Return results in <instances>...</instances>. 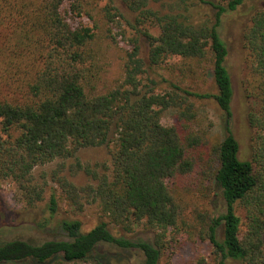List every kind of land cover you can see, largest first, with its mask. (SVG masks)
I'll list each match as a JSON object with an SVG mask.
<instances>
[{
    "label": "trees",
    "instance_id": "1",
    "mask_svg": "<svg viewBox=\"0 0 264 264\" xmlns=\"http://www.w3.org/2000/svg\"><path fill=\"white\" fill-rule=\"evenodd\" d=\"M151 1L161 0H124L138 14L137 26L144 27L149 65L180 58L185 73H196L195 65L205 64L216 94L168 81L171 90L144 92L147 70L138 40L131 41L123 82L105 89L110 26L122 16L110 0L105 5L101 0H0V183H12L18 200L33 208L44 201L48 185L36 181L37 167L75 158L84 148L110 146L109 165L92 168L77 161L71 166L95 184L77 186L61 176L63 164L51 175L76 212L96 205L108 222L84 232L79 220H63L54 228L47 221L40 225L46 239L0 240V264H102V246L135 251L142 264H160L167 238L184 234L209 242L221 264L228 259L264 264V6L243 33L252 154L242 161L231 129L235 89L220 28L224 14L247 0H197L216 10L211 25L190 22L183 13L186 0H177L166 14L152 10ZM67 2L72 16L89 19L93 27L73 28L62 13ZM146 26L159 27L160 34ZM193 97L217 102L225 116L223 140L206 145L195 130ZM169 110L176 114L171 126L162 123ZM193 176L205 208L184 196L190 189L181 183ZM216 188L225 206L217 217L207 207ZM238 210L244 212V225ZM50 211L51 216L57 211L54 195ZM110 224L127 233L144 225L155 239L117 237Z\"/></svg>",
    "mask_w": 264,
    "mask_h": 264
},
{
    "label": "rangeland",
    "instance_id": "2",
    "mask_svg": "<svg viewBox=\"0 0 264 264\" xmlns=\"http://www.w3.org/2000/svg\"><path fill=\"white\" fill-rule=\"evenodd\" d=\"M109 0H101V5H105ZM121 13V17L114 25L110 26L113 38H108L107 43V65L104 75V88L110 89L117 87L123 82L125 76L124 64L127 59V53L132 49L131 41L138 40L140 47V57L146 63V73L142 76L144 88H153L154 92H164L171 90L168 82L177 84L190 91L200 94H216L211 69L207 65H195L196 73L184 72L182 70V62L180 58H170L164 65L151 67L149 65V43L142 34L144 27L137 26L136 13L132 12L124 3V0H110ZM177 0H161L159 2L151 1L150 8L154 11L166 14L169 7L176 3ZM180 1V0H178ZM223 2L222 0H217ZM228 1V0H227ZM184 15L190 22L196 25H211L215 22L216 10L207 4L199 3L197 0H186ZM264 4L260 1L247 0L245 4L240 6L234 12H228L222 17V26L220 32L223 40L227 44L229 55L227 58V67L232 76L235 89V97L232 104L233 118L231 121V129L233 135L239 142L240 152L238 157L242 161L251 159V138L252 129L248 123V110L250 102L243 97L244 82L249 77V69L246 63L247 52L244 48L243 33L249 26L252 16L261 9ZM62 13L67 22L73 28L82 26L93 27V23L87 18H75L69 12V3H65L62 7ZM149 31L158 36L160 28L157 26H146ZM104 32L108 35L106 28ZM109 35V36H110ZM168 81V82H167ZM196 105L198 119L194 124V128L198 131L206 145L213 142L223 140L226 136L225 116L214 99H197L191 98ZM176 122V114L174 110L166 111L162 118V123L171 126ZM114 134L111 135V139ZM112 145V144H111ZM110 147V146H109ZM109 147H90L84 148L78 152L75 158L65 161L57 160L46 166L37 167L34 171L36 181L43 184L48 183L45 193V199L35 207H28L17 198V192L14 185L10 182L0 183V240H41L48 238L46 230L41 229V224L47 223L50 228H54L63 220H79L82 223L84 232H88L101 222H108L100 213L96 205H85L83 212H76L75 207L71 206L64 198L58 184L52 181L51 175L55 170L61 171V176L68 178L71 182L79 187L95 184L83 171L79 173L73 172L72 165L79 161L82 165H109L110 155ZM197 173V172H196ZM195 173V174H196ZM197 176V175H195ZM195 176L187 178L181 183L190 189V193L184 196L187 202H205L201 198L196 187L198 182ZM198 177V176H197ZM211 196L207 207L212 214L217 217L225 211L224 201L218 188ZM57 200V211L51 216L50 201L52 196ZM244 225V212L238 210ZM112 233L117 237H125L132 241L145 240L153 242L155 234L148 230L144 225L135 226L132 233H127L122 227L113 224L109 225ZM244 227H242V230ZM219 237H221L219 235ZM102 256V264H142V257L135 251H124L114 249L107 246L100 247ZM160 264H221V258L214 252L213 246L209 242L202 241L198 238L190 237L187 234L172 236L167 238V245L164 250ZM224 264H241L237 261L226 260Z\"/></svg>",
    "mask_w": 264,
    "mask_h": 264
}]
</instances>
